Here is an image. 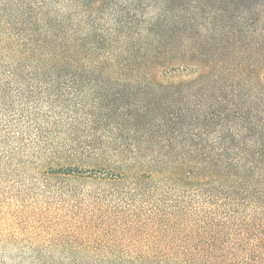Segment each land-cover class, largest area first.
<instances>
[{"label":"trees","instance_id":"1","mask_svg":"<svg viewBox=\"0 0 264 264\" xmlns=\"http://www.w3.org/2000/svg\"><path fill=\"white\" fill-rule=\"evenodd\" d=\"M177 71L195 77L160 80ZM0 100L27 123L82 111L100 130L43 174L117 205L36 264H264V0H0Z\"/></svg>","mask_w":264,"mask_h":264},{"label":"rangeland","instance_id":"2","mask_svg":"<svg viewBox=\"0 0 264 264\" xmlns=\"http://www.w3.org/2000/svg\"><path fill=\"white\" fill-rule=\"evenodd\" d=\"M211 5L227 10L228 15L238 11V1L231 4L212 2ZM100 22L104 24L107 20ZM194 77L190 72L177 71L160 80L175 83ZM16 109L13 103L3 104L0 100V264H36V256L58 258L62 255L61 251L49 253L44 247L48 234L52 236L57 231L73 229L72 225L78 223L80 218L85 220L94 215L103 217L107 211H115L112 207L116 203L97 197L101 190L109 187L103 181L43 174V167L51 157L49 152L60 150L62 156L66 149L64 145L77 146L70 144L68 138L86 142L84 144L91 141L92 138L86 137L90 133L85 128H95V125L88 123L81 115L82 111L76 113V119H70L59 109L55 110V116L44 121L34 114V120L27 123L15 121V117L10 116V111ZM43 109L47 111L46 107ZM47 121L57 128L48 133L46 130L37 132L39 127L42 130L46 127ZM73 122L77 123V130L74 129L75 124L70 125ZM110 130L105 133L98 131L93 138L108 144L113 140ZM73 133V136H68ZM42 139L52 140L54 146L44 147L40 142ZM84 144L81 143V146L85 147ZM105 151L108 153L109 149L105 148ZM54 161L61 163L60 160Z\"/></svg>","mask_w":264,"mask_h":264}]
</instances>
